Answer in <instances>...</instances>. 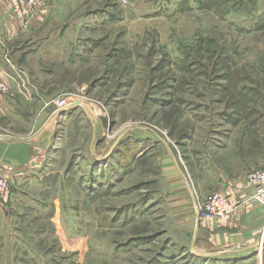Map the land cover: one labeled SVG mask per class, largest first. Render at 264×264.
Listing matches in <instances>:
<instances>
[{
    "label": "rangeland",
    "instance_id": "374dc122",
    "mask_svg": "<svg viewBox=\"0 0 264 264\" xmlns=\"http://www.w3.org/2000/svg\"><path fill=\"white\" fill-rule=\"evenodd\" d=\"M85 4L70 63L47 67L64 90L47 120L36 100L17 126L0 113V134L41 129L39 166L8 175L0 264H204L172 183L197 206L264 169V0Z\"/></svg>",
    "mask_w": 264,
    "mask_h": 264
},
{
    "label": "crops",
    "instance_id": "0c3cea01",
    "mask_svg": "<svg viewBox=\"0 0 264 264\" xmlns=\"http://www.w3.org/2000/svg\"><path fill=\"white\" fill-rule=\"evenodd\" d=\"M86 1L44 0L24 20L14 13L12 0H0V72L10 84L7 92L0 91V113L10 120L11 126L20 124L22 114L30 111L33 100L36 101L30 112L37 114V123L47 120L49 104L64 91L54 87L47 67L70 63L71 48L77 40L73 34L78 32L77 20L71 17L86 7ZM49 79L52 82L46 85ZM51 118L54 116L50 114L48 121ZM40 134L41 129L28 138L0 134V175L14 179L39 166L41 150L36 139ZM163 162L168 172L181 173L171 156ZM181 183H172L176 189L172 197L178 207L174 215L187 225L195 222L193 237L202 256L217 259L212 264H264V242L260 245L264 237V206L250 199L252 190L245 173L223 178L214 190L244 198L243 205L228 219L199 220L191 189L185 180ZM187 193L192 195V202ZM6 206L0 204V216L5 215Z\"/></svg>",
    "mask_w": 264,
    "mask_h": 264
},
{
    "label": "built area",
    "instance_id": "2783aa9c",
    "mask_svg": "<svg viewBox=\"0 0 264 264\" xmlns=\"http://www.w3.org/2000/svg\"><path fill=\"white\" fill-rule=\"evenodd\" d=\"M44 0H26L25 4L20 0H12V8L16 16L20 19L26 18L29 12ZM122 4H127L129 0H119ZM2 72H0V91L7 92L10 84L5 80ZM79 99L70 96H59L54 100L55 111L69 108L77 103ZM247 183L252 193L250 199L264 206V169H253L246 175ZM12 182L8 175H0V204L5 205L11 198ZM244 198L232 197L223 191H214L207 196L201 203L196 206L199 220H215L232 216L235 210L243 205ZM264 242V237L260 240V245Z\"/></svg>",
    "mask_w": 264,
    "mask_h": 264
},
{
    "label": "trees",
    "instance_id": "16d2710c",
    "mask_svg": "<svg viewBox=\"0 0 264 264\" xmlns=\"http://www.w3.org/2000/svg\"><path fill=\"white\" fill-rule=\"evenodd\" d=\"M199 259H204V264H208L209 262L212 263V261L217 260L215 258H209L208 256H200Z\"/></svg>",
    "mask_w": 264,
    "mask_h": 264
}]
</instances>
